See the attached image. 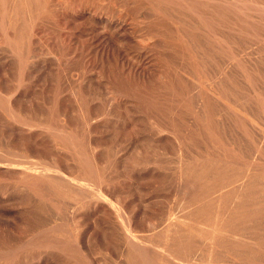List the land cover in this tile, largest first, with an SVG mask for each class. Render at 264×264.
Here are the masks:
<instances>
[{
    "label": "rangeland",
    "instance_id": "rangeland-1",
    "mask_svg": "<svg viewBox=\"0 0 264 264\" xmlns=\"http://www.w3.org/2000/svg\"><path fill=\"white\" fill-rule=\"evenodd\" d=\"M0 264H264V0H0Z\"/></svg>",
    "mask_w": 264,
    "mask_h": 264
}]
</instances>
